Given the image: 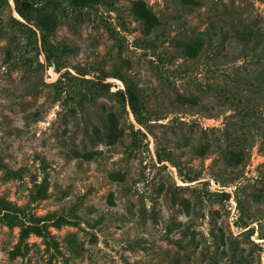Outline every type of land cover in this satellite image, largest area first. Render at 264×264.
Masks as SVG:
<instances>
[{
	"label": "rangeland",
	"instance_id": "1",
	"mask_svg": "<svg viewBox=\"0 0 264 264\" xmlns=\"http://www.w3.org/2000/svg\"><path fill=\"white\" fill-rule=\"evenodd\" d=\"M14 11L0 2V264H264V131L245 126H264V0H47L32 17L59 70Z\"/></svg>",
	"mask_w": 264,
	"mask_h": 264
},
{
	"label": "trees",
	"instance_id": "2",
	"mask_svg": "<svg viewBox=\"0 0 264 264\" xmlns=\"http://www.w3.org/2000/svg\"><path fill=\"white\" fill-rule=\"evenodd\" d=\"M2 1L6 2L7 0H0V2ZM54 1L64 3L65 7L85 8L95 3H98L100 0H54ZM13 2H14V8L16 12L22 17L24 22L15 17H11L12 20L16 22L18 25H20V28L25 32L26 37L29 39L32 38L33 41H36V32H37L36 29L38 30L39 35H40L39 37H40V43H41V50L45 56V59L48 61L49 64H54L56 70H59L61 68V66L59 65L60 64L59 60H60V52H62L63 50L62 46H60V44H58L53 39H48L47 34L45 33L42 24L32 17V13L34 14H40V13L43 14L42 12L45 13L47 0H13ZM46 14H47V19L51 23L52 31L54 32L57 26V23H56L57 19L55 15H53V13L51 12H47ZM31 20H35V23L31 22ZM30 23L33 25H31ZM33 26L36 27V29ZM52 35L54 36V33H52ZM59 75H60L59 77H61V75H63L62 72ZM71 76H74V75H71ZM78 78L80 80L89 81V79H85V78L83 79V77H78ZM57 79H61V78H57ZM102 80L98 81L100 86L108 89L109 83L107 81H102ZM122 80L124 84L123 89H117L114 92V94L119 97V100L121 101L123 105L127 104L129 106L134 116V119L136 120L137 123H139L140 125H146L150 117L148 116L149 114L146 113L144 109L143 99L140 93L138 92V90L135 88V86L132 83H129L125 79H122ZM194 105L195 103H192L190 106L193 107ZM196 106H201V105L198 104ZM252 125H256L264 131V126H261L260 122L257 121V119H254L253 116H250V117L248 116V120L245 126L248 128V127H252ZM231 131H232L231 128L227 125L221 129V133H222L221 139L226 138L227 140H226V143H224L225 145L223 146L220 145V146H221V149L225 150L226 152L228 148H230L228 139H230ZM139 134H143L140 127H137L135 130H132L131 137L128 141V146H130L129 147L130 150L139 148L140 146ZM240 136L242 138L241 140H239V146H240L239 149H241V152L243 154H246L247 153L245 150L246 147L243 144L245 141H247L248 137L246 133H241ZM219 144H221L220 140H219ZM156 153H157V159L161 160L162 159L161 155L158 154L157 151ZM177 171L179 175L182 176V179L184 181H193L198 178V177H195V173H187L185 176H183V174L181 173L182 171L180 170L178 166H177ZM184 186H188V184L178 185L176 187L177 189H180ZM213 193L219 194L220 191H216ZM183 233L186 234V231L184 230Z\"/></svg>",
	"mask_w": 264,
	"mask_h": 264
},
{
	"label": "bare ground",
	"instance_id": "3",
	"mask_svg": "<svg viewBox=\"0 0 264 264\" xmlns=\"http://www.w3.org/2000/svg\"><path fill=\"white\" fill-rule=\"evenodd\" d=\"M13 16H15L18 19H22V17L16 11H14V15ZM55 77H56V74L53 76V78L51 80H54Z\"/></svg>",
	"mask_w": 264,
	"mask_h": 264
}]
</instances>
